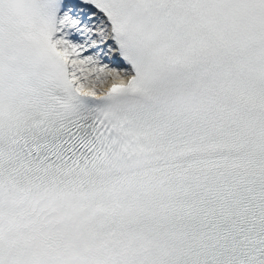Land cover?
Masks as SVG:
<instances>
[{"label": "snow or ice", "instance_id": "6c2138e0", "mask_svg": "<svg viewBox=\"0 0 264 264\" xmlns=\"http://www.w3.org/2000/svg\"><path fill=\"white\" fill-rule=\"evenodd\" d=\"M0 264H264V0H0Z\"/></svg>", "mask_w": 264, "mask_h": 264}]
</instances>
